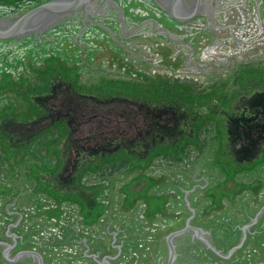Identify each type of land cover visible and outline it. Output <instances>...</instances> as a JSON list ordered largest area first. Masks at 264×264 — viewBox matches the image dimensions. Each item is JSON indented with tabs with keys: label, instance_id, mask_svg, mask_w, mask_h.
Instances as JSON below:
<instances>
[{
	"label": "flooded vegetation",
	"instance_id": "flooded-vegetation-1",
	"mask_svg": "<svg viewBox=\"0 0 264 264\" xmlns=\"http://www.w3.org/2000/svg\"><path fill=\"white\" fill-rule=\"evenodd\" d=\"M100 1H96L90 11L80 12L85 20L89 21L88 13L94 12ZM155 1L157 5L150 6L164 9L167 18L185 32L179 34L181 38L186 35L193 43L204 19L212 25L219 19L220 7L214 9L211 0ZM170 1L177 6L178 16L197 12L180 20L166 8ZM119 3L105 0L96 13L104 10L106 4L117 5L122 16L121 27L126 30L130 23L122 11L124 2ZM137 26L141 29L142 23ZM85 29L86 26L75 38L86 36ZM57 32L53 35L59 36ZM159 33L160 37L168 38L163 32ZM118 35L110 30L99 36L117 39ZM121 40L116 41L120 48L131 44ZM153 43L156 45L148 62L141 63L140 57H131L129 66L116 64L114 56H109L105 48L99 51L100 56L106 55L102 58L103 65L119 69L124 77L114 79V75L107 79L118 82L117 86L121 83L128 87L137 85L141 91L134 95L121 90L108 96L98 92L103 85L100 80L88 82L79 65L64 57L74 55L72 47L61 51L64 55L44 48L37 56L39 50L37 48L36 52L33 45L9 46L18 48L12 70L15 90L11 85L7 87L19 100L13 104L11 97H4L10 104L0 106V154H7L8 146L12 145L10 159L16 157L17 166L24 149L35 151L42 146L44 163H38L37 168L45 180L46 189L44 187L42 192L47 206L56 212L74 209L90 220L102 216L98 213L116 212L102 204V185L106 179H122L119 185L128 214L140 210L144 219L151 220L148 215L151 214L164 217L171 226L178 222L184 224L182 231L169 232L160 244L163 247L166 242L170 263L183 264L193 261L190 254L197 240L207 248L209 244L225 245L229 229L243 234L244 229L251 230L264 216L261 208H257L264 203V173L256 169L264 166V70L258 67L238 72L233 81L234 89L224 84L196 81L182 74L193 68L191 60L200 53L196 45H191L189 53L183 47L173 54L165 42L157 39ZM121 50L128 53V49ZM136 62L141 63V67ZM166 80L170 86L166 91L155 85L149 87L153 81L159 85ZM132 81L135 84H131ZM118 94L127 97H118ZM115 95L116 98L111 97ZM104 102L110 103L102 105ZM243 162L248 163L242 165ZM252 170L258 173L253 176L241 173ZM248 176L253 178L251 182L246 180ZM231 182L240 187V190H231L233 195L228 190L233 185ZM239 194L251 196L243 207L257 208L254 216L250 217L248 212L250 221L243 225L239 221L236 227L227 225L226 218L211 223ZM199 203L203 205L196 206ZM150 223L153 222H146ZM111 233L114 238L119 234ZM164 250L156 260H166ZM223 250L226 248L219 249L220 255ZM108 260L109 257L104 256L100 264L110 263Z\"/></svg>",
	"mask_w": 264,
	"mask_h": 264
},
{
	"label": "rangeland",
	"instance_id": "rangeland-1",
	"mask_svg": "<svg viewBox=\"0 0 264 264\" xmlns=\"http://www.w3.org/2000/svg\"><path fill=\"white\" fill-rule=\"evenodd\" d=\"M116 1L124 2L121 3L123 5L122 11L127 17V23H130L126 30L121 27L122 16L117 5L106 4L104 10L96 13L98 9L101 10V3L105 2V0H101L95 6L94 12L88 13L89 21L84 19L83 13H79L78 16L75 14L63 22L56 23L30 36L0 39V106L3 103H5L4 105L10 104L4 97H11L13 104L19 100L7 85H11L15 90L13 82L16 81L13 80L12 75L15 63L14 56L18 47L26 45H33L36 52L38 48L37 56H39L40 50L44 48H52V50L64 55L63 52L72 47L75 50L74 55L66 54L64 57L71 58L70 62L79 65L88 82L100 80V85H103L99 86L100 91L98 92L105 96L120 93L121 90L134 95L141 93V91L137 85L121 89L120 85H116L118 82L107 79L114 75V79H124V77L121 76L119 69L116 70L110 65L108 67L103 65L102 58L106 55L100 56L101 52L99 51L102 48L108 50L107 54L114 56L116 64L127 63L129 66L131 57H140V62L144 63L148 62L149 59L147 60V58L154 51L153 48L156 44L153 42L157 39L159 42H165L169 52L173 54L176 51H181L183 47L189 53V48H192L191 45L197 46L200 53L193 56L191 60L193 68L189 73H182L195 78L196 81H208L219 86L224 84L229 89H234L236 85L233 81L237 79L236 74L238 72L248 71L246 68L251 70L258 67L264 70L263 0H211L210 4L214 9L220 7L219 19L215 20L214 25L206 19L202 21L195 34L196 43L191 42V39H188L186 35L181 38L180 35L185 32L176 26V22L167 18L164 9L156 10L153 7L157 5V1ZM38 2L39 0H0V17L18 16L39 5ZM108 14L115 16L111 18L107 16ZM203 15L206 16L205 11H203ZM141 23L142 27L139 29L137 25ZM85 26L86 36L75 38ZM110 30L119 34L117 39L121 40L122 38L121 41L131 44L121 45L120 48L116 42L117 39H112L110 36L105 39L99 36L110 32ZM140 30H142L141 33ZM54 32L60 35H53ZM159 32H163L168 38L160 37L158 34L161 33ZM129 33L131 36L128 35ZM12 45L18 47L9 48ZM205 47L210 49L206 50ZM121 49H128V53L126 51L120 52ZM117 52L119 53L118 56H116ZM116 57L121 58L117 59ZM142 59L146 60L143 61ZM136 63L138 67H141V63ZM164 83L169 82L166 80ZM131 84L135 83L132 81ZM111 97L116 98L117 96ZM118 97L127 96H119L118 94ZM110 102L101 104L108 105L107 103ZM5 140L10 141L6 137ZM11 146H8L10 150L7 154H0V264H100L104 256L109 257L110 264L173 263L168 260L167 253L169 251L166 242H164L163 247H160V244L169 232L182 231L183 223H173L171 226L164 217H155L151 214H148L151 220L144 219L140 210L128 214L123 191L119 185L122 184V179L119 178H113L110 181L106 179L102 185L101 202L107 207V210H114L115 213L111 212L105 215L98 213L102 216H99L98 219H91V221L80 211L74 209L62 210L61 212L49 209L48 201L42 192L44 187L46 189L45 180L37 168L38 163H44V149L42 146L35 151L24 149L19 154L16 166L14 163L16 157L10 159L13 148ZM227 158L230 159L228 155ZM229 162L232 161L229 160ZM247 163L243 162L242 165ZM256 169L264 173V166ZM258 171L252 170L241 173L242 175L253 176ZM247 178L246 180L249 182L253 180L249 176ZM231 184H233L232 187L228 188L231 194L233 190H240L239 186L232 182ZM250 199L251 196L246 194H239L236 199H230L228 208L216 215L211 223L224 221L226 218L227 225L236 227L239 221H241L240 225L250 221L247 215L249 211L250 217L255 215L257 208H261L260 211L264 213V203L258 205L257 208L246 207V205L243 207L245 202L250 201ZM199 205L203 204H196V206ZM147 221L153 223L147 225ZM113 231L119 232L116 238L111 233ZM230 232L233 233V230L229 229L228 231L227 247L224 245L215 247L218 254L214 250L215 248L209 246L207 248L200 244L201 241L199 243L197 240L199 245L196 244L195 248L191 247V249L194 248L190 254L193 261L183 262V264H264V216L260 218L258 223L252 225L251 230L246 231L245 236L240 230L235 231L233 235ZM232 238L234 239L233 243L230 240ZM221 247L226 248V250H223L220 255L219 249ZM163 249H165L163 252L166 255V260H156ZM25 252L39 253L42 261L40 262L38 257L33 254H23ZM173 264L182 263L178 261Z\"/></svg>",
	"mask_w": 264,
	"mask_h": 264
},
{
	"label": "water",
	"instance_id": "water-1",
	"mask_svg": "<svg viewBox=\"0 0 264 264\" xmlns=\"http://www.w3.org/2000/svg\"><path fill=\"white\" fill-rule=\"evenodd\" d=\"M96 1L98 0H50L18 16L0 17V39L25 37L40 30L47 29L82 11H90L91 6ZM166 8L180 20L187 19L197 12L195 11L190 15L178 16L176 11L178 8L174 6L172 1L166 4ZM246 233V229H244L243 236ZM208 246L213 249L215 248L210 244ZM214 250L217 252L216 249ZM23 254H33L38 257L40 262L42 261L39 253L25 252Z\"/></svg>",
	"mask_w": 264,
	"mask_h": 264
},
{
	"label": "trees",
	"instance_id": "trees-1",
	"mask_svg": "<svg viewBox=\"0 0 264 264\" xmlns=\"http://www.w3.org/2000/svg\"><path fill=\"white\" fill-rule=\"evenodd\" d=\"M45 1H47V0H39V4H41V3H43V2H45ZM52 67H54V66H52ZM158 84V82H152V84L151 85H149V87H152L153 85H155V86H157L158 88H161L162 90H164V91H166L167 89H169L170 88V86L169 85H167L166 83H159V85H157ZM120 85H122V87L123 88H127L128 86L127 85H123L122 83L120 84ZM132 87H133V85H132ZM232 235L233 234H235L234 233V231H233V233L232 232H230ZM231 241H232V243L234 242V239L232 238V239H230ZM231 243V242H230ZM227 245H228V242H227V244H225L224 246H226L227 247Z\"/></svg>",
	"mask_w": 264,
	"mask_h": 264
}]
</instances>
